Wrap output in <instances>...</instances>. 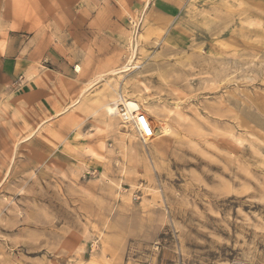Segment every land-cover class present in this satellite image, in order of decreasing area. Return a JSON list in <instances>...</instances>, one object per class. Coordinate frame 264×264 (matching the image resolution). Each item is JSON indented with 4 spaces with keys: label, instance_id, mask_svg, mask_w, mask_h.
I'll list each match as a JSON object with an SVG mask.
<instances>
[{
    "label": "rangeland",
    "instance_id": "rangeland-1",
    "mask_svg": "<svg viewBox=\"0 0 264 264\" xmlns=\"http://www.w3.org/2000/svg\"><path fill=\"white\" fill-rule=\"evenodd\" d=\"M0 12L72 20L71 71L44 59L0 97V264H264V0ZM124 89L166 137L106 114Z\"/></svg>",
    "mask_w": 264,
    "mask_h": 264
},
{
    "label": "crops",
    "instance_id": "crops-1",
    "mask_svg": "<svg viewBox=\"0 0 264 264\" xmlns=\"http://www.w3.org/2000/svg\"><path fill=\"white\" fill-rule=\"evenodd\" d=\"M0 26L4 27L0 28V97L19 76L26 80L32 76V81L39 79L38 65L44 59L59 75L57 67L63 68V74L71 71L70 16L62 13L52 17L17 16L5 20L0 12ZM48 78L56 79L53 75ZM27 98L28 95L19 96L15 101L17 107Z\"/></svg>",
    "mask_w": 264,
    "mask_h": 264
},
{
    "label": "bare ground",
    "instance_id": "bare-ground-1",
    "mask_svg": "<svg viewBox=\"0 0 264 264\" xmlns=\"http://www.w3.org/2000/svg\"><path fill=\"white\" fill-rule=\"evenodd\" d=\"M113 89H115V88L113 87ZM105 98L110 99V101H108L106 104L104 103L105 104L104 105V109H105L104 111L106 112V114L109 115L110 118L113 120L116 118L121 119L123 124L126 125L125 127H129L134 132V134H136V133L139 134L140 130L138 129V127H140V129H141V126L138 122V116H139L138 114L141 111H143L141 113H143V115L145 116L144 118H145V121L147 123V126L150 128V130L152 132L151 138L148 137V140L145 139L147 142L154 141L156 139L163 138V137H166L168 135L170 130H169V126L167 125V123L165 121L160 120L158 117H157L158 119H155L156 117L154 115L153 116L155 118H153L150 114L152 111L150 110L151 111L150 112L148 110L149 108L146 105L145 101L135 97L134 94H130L127 89H124L121 94H119L117 92L115 93V91L113 93H110L108 96L105 94ZM110 102H113V103L110 104ZM121 106L124 107V113H122L120 110ZM114 126H116V125H114ZM133 147H132V150L136 151V149H133ZM156 152H157V150H156Z\"/></svg>",
    "mask_w": 264,
    "mask_h": 264
},
{
    "label": "built area",
    "instance_id": "built-area-1",
    "mask_svg": "<svg viewBox=\"0 0 264 264\" xmlns=\"http://www.w3.org/2000/svg\"><path fill=\"white\" fill-rule=\"evenodd\" d=\"M121 112L124 113V108L122 109ZM138 115H139L138 116V122L141 126V129H140V127H138V129L140 131H139V134L137 133V135H138V138L141 142H143L144 144H147L148 142L145 139L148 140V137L151 138L152 132H151L150 128L147 126V123H146L145 118H144L145 116L143 115V113L140 112Z\"/></svg>",
    "mask_w": 264,
    "mask_h": 264
}]
</instances>
